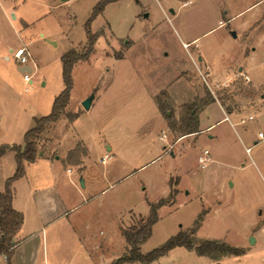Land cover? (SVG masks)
<instances>
[{"label":"rangeland","instance_id":"obj_1","mask_svg":"<svg viewBox=\"0 0 264 264\" xmlns=\"http://www.w3.org/2000/svg\"><path fill=\"white\" fill-rule=\"evenodd\" d=\"M96 2L26 0L16 8L18 16L22 13L30 21L42 12L45 16L25 29L18 19L7 18L1 11L0 56L5 52L9 60L0 59V66L10 72L12 85L6 90L0 87V144L21 143L24 131L34 124V117L49 113L54 97L63 88L60 56L71 48L82 50L85 22ZM219 20L224 24L219 25ZM90 29L98 36L87 59L73 65L66 115L55 127L41 133L36 143L38 151L48 146L47 153H58L72 136H80L89 150L86 164L90 165L88 180L93 184L91 191L88 185L82 188L73 166L76 164L64 159L56 161V169L63 175L57 186L63 203L72 206L80 191L87 197L91 195L92 200L87 208L75 212L76 217L73 213L68 219L60 216L55 220L53 227L60 231L47 240L49 264L78 261L83 252L75 250V239L82 236L101 242L91 253L97 264H113L128 252L122 231L137 227L148 214V202L168 197L171 188L177 189L174 201L159 207L158 219L151 235L139 245L140 252L160 247L182 231L192 236L195 245L205 239L224 241L241 248L243 253L211 258L177 246L149 263L120 264H264V139L258 138V132L264 134V82L253 85L237 66L226 83L214 81L211 75L224 76L234 65L239 50L244 48L247 52L251 46L257 47L254 62L264 65V0H117L106 4L91 20ZM192 37H198V44L213 63V72L199 58L195 49L198 45L187 43ZM9 46L12 52L7 51ZM21 46H26L31 55L28 83L23 81L13 56ZM122 53L124 57L117 58ZM184 69L192 93H196L194 99L208 91L225 110L243 113L239 118L231 117L233 127L225 121L208 131L221 133L216 140L203 132L170 148L180 133L168 128L158 107L143 95L167 88L176 91L177 101H188L185 83H170ZM108 84L110 92L102 97ZM181 85L183 88H179ZM96 89L102 90L101 96L91 109L84 111L81 101ZM159 95L165 111L177 119L182 104L171 103L165 92ZM67 114H77L71 129ZM221 116L218 106L210 105L201 112L200 119L207 125ZM62 132L63 140L59 139ZM163 137L169 143L164 148ZM104 142L114 147V155L102 164ZM77 144L85 147L77 142L67 154ZM170 149L174 156L168 153ZM204 149L209 151L210 160L201 167L197 158ZM9 158L0 160V187L9 165L12 170L8 176L15 169L14 158ZM67 167L73 170L69 177ZM132 169L136 170L114 182ZM39 181L37 178V184ZM18 191L23 189L19 187ZM40 238L37 235L24 247L27 259L32 250L39 249ZM42 260L38 253L32 262L42 264ZM0 264H6L2 257Z\"/></svg>","mask_w":264,"mask_h":264},{"label":"crops","instance_id":"obj_2","mask_svg":"<svg viewBox=\"0 0 264 264\" xmlns=\"http://www.w3.org/2000/svg\"><path fill=\"white\" fill-rule=\"evenodd\" d=\"M25 1L26 0H0V13L2 11V13H3V15H5V17L8 18L9 16H11L13 19H18L22 28H24V29L27 28V26H29L32 22H35V21L39 20L40 18H42L43 16H45V13L42 12L40 14V16H38V18H36L35 21L26 20L22 13L18 16L17 15L18 9H16V8H18L20 5H23L25 3ZM58 1H60V0H58ZM144 16H147V14H145ZM218 24L223 25L224 23L221 22V20H219ZM232 32H234V31H231V33ZM233 37H235V36H233ZM197 38L198 37H192L187 43H195V45H198V46H196L195 49L199 53V58H201L204 61V63L207 64L208 68L210 69V73H211V72H213V68H212L213 63H212L211 59L207 55H205V53L203 52L202 46L200 44H198ZM126 41L127 42L129 41L131 43L130 40H126ZM130 43L126 47H128L130 45ZM187 43L183 42L182 44L184 45ZM12 50H13V48L10 46L7 49L8 52H12ZM256 51H257L256 46L255 47L251 46L250 50L247 52L244 50V48L239 50V52L237 53V55L233 59L234 65L229 67V69L225 72L224 76L219 77L218 75H214L212 73L211 75H212L213 80L214 81H223L225 83L227 81H230L232 79V76H233V68H235L237 66V68H239L238 70H242L241 71L242 73H246L248 75V78L252 81L253 85L257 86V85L263 83L264 82V65L256 64L254 62L253 55L256 53ZM123 57H124V54L122 53V56L120 58H123ZM0 59L9 60V56L7 53L4 52L3 54H1ZM29 66H31L30 63H29ZM27 67L28 66H23V67L21 66L20 67L17 63V70L20 72H22V69H28ZM184 71H185V69L180 70L177 73V75L171 80L170 83L184 82L185 83L184 87H185V89H187V93H188L186 95L187 96L186 98L188 99V101H190V100L192 101L194 99V96H196V93H194V92L192 93L193 87L191 86L190 82L185 78L186 75L184 74ZM11 79L12 78H11L10 72H8L2 66H0V80H1L0 87L3 88L4 90H6L7 88H11V85H12ZM22 79H23V75H22ZM110 87H111L110 84H108L105 88H103L102 97L106 96L108 94V92H110V90H109ZM179 88H183V86L181 85ZM101 91L102 90L98 91V89H96V91L91 92L90 94H88L85 97V98H87L91 94L93 95L92 101L90 103V107L88 109L83 108L84 111H88L89 109H91L93 107L94 101L101 96V94H99V93H101ZM161 92H165L166 99L169 100L171 103H174L176 105H180V104L188 102V101H177L176 100V96H177L176 91L174 92V90H167V88L161 89L159 93H157V92L149 93L148 92L147 95L144 94L143 96L146 97L148 99V101H150V103L153 102L154 106L157 108L155 98ZM136 100L140 101V98L136 99ZM210 105H217L218 108L220 109L221 113H222V116L219 119H217L216 121L211 122L210 124L203 125L201 122V119H200L201 112L207 106H210ZM242 113L243 112L237 114L230 109L225 110L222 107V105H220L218 102L212 101V102L208 103L207 105H205L203 107V109L198 113V122H199L198 123V132L192 133V134H186V135L179 134L178 137L174 140L173 143L170 144L169 147L173 148L174 145L181 142L184 138L197 137L198 135L202 134L203 132L208 133V131L215 128V126H217L221 122H225V121L230 122L231 127H233L234 123L231 121V117L239 118V117H241ZM63 115H66V113L61 114L56 121L51 123L49 128L55 127L56 123L58 122L60 117ZM247 116H249V115H247ZM39 117H41V116H39ZM75 119L70 121L71 125L69 124L70 125L69 129H71V127L74 126V122H75L74 120ZM252 119H253V116H252ZM64 121L67 124V121L65 118H64ZM47 130H45V131H47ZM25 132L26 131H24V133ZM24 133H23V136H24ZM64 136L65 135L62 132V135L60 136L59 139L63 140ZM220 136H221V133H208L207 134V138L214 139V140L218 139V137H220ZM237 136H238V139L240 140V142L242 143V145L245 147V144H244L245 142H244L243 137L238 132H237ZM163 139H164L165 144L162 145V148L167 147V145H169L166 138L163 137ZM77 142L82 143L86 147L87 151L89 152L88 147H87L86 143L84 142V140L80 136H77V135L72 136L71 140L68 142V145L65 146L64 148H62L58 153H57V151H50V153H47V147L48 146H46L44 149L39 150L40 154L38 155L37 159L34 162L25 163L24 175L21 178H19L13 182L12 187L14 189H16V191H14V193H13L11 205L15 210L22 212L23 222L20 226V229L16 233L15 238H16V240H20V243L15 248V251L13 254L14 257L12 256V258H11L12 264H18V262H19V264H26L27 261H29V263L33 264L32 260H33L34 256H37L38 253H39V257L41 256V259H43L41 261L42 264H49V262L51 263L50 256L48 253V249H47V240L51 235L60 231L58 227H53L55 220L57 218H59L60 216H66L68 219L70 215H72L73 213L75 214V212L79 211L80 208H82V207L87 208L90 200H92L91 195H89V197H87L85 195L84 191H80L79 192L80 196L78 197L77 202L74 203L72 206L68 207L63 203L64 201H63V199H62V197L59 194V191L57 189V186L60 183H62V181H63L62 180L63 175L59 174V172L57 171L56 161L65 159L67 152L70 149H72L76 145ZM254 143H257V141L254 140ZM1 144H16V145H19L22 147L24 144V141L22 140L21 143H19V141H14V142L9 141L7 143H1ZM60 144H61V142L58 143V145H60ZM104 146L106 148V151H104V153L101 154L100 160H101L102 164H104L106 161L112 159L113 158L112 156L114 155V152H113L114 147L112 145L104 142ZM245 150H246V147H245ZM168 153H170L172 156H174V152L171 149L168 150ZM87 154H89V153H87ZM88 156L89 155L82 156L80 159V163L73 165V166H74V168L76 167V169L78 171L77 172L78 175L76 177H78L80 183H81V181L83 183V185H81V187L86 188V186L88 185L90 187V191H91V187L93 186V184H92L91 180H88V178H89L88 171L90 170V165L86 164V158ZM6 157H10L9 161H11V157L14 158V152L13 151H7L4 155L0 156V160L5 159ZM11 168H12L11 165H9L8 172H11V170H12ZM64 168H65V166H64ZM68 169H69V171H68ZM135 170L136 169L130 170L128 174L122 175L121 177H119L114 182L125 178L127 175L134 172ZM8 172H6V174L3 176V178H4L3 179L4 180L3 185H2L3 187H0V191H2L4 188L5 179L7 177H9L7 175V174H9ZM63 173H64V170H63ZM66 173H67L66 176L68 175V177H69L71 174H73V170L67 167ZM37 178L40 179L38 184L36 182ZM101 178H103V176H101ZM70 180L73 182L75 181V179H73V177H70ZM114 182H111V183L113 184ZM19 187H21L23 189V192L18 191ZM76 215L77 214H75V217H76ZM28 216L30 217L29 220H28ZM30 220H32L31 224H30ZM70 222L71 221L69 220L68 226L71 228L72 225ZM73 223H74V220H73ZM70 234H71V232H70ZM72 234L75 235V231ZM37 235H39L41 237L40 238L41 243L38 246L39 249L35 248L34 250H32L30 252V254L28 255L29 257L27 259V256H25L23 254L24 247H26V244L31 242L34 239V237H37ZM75 240L77 241V242H75V245L77 244V247L75 250H79V251L83 252L81 257H79L78 261L75 259H72L71 261L62 260L60 262V264H97V261L95 260V258L92 256L91 253L95 250V248L100 247L101 242H99V241L95 242V241L86 239L85 236L78 237Z\"/></svg>","mask_w":264,"mask_h":264},{"label":"trees","instance_id":"obj_3","mask_svg":"<svg viewBox=\"0 0 264 264\" xmlns=\"http://www.w3.org/2000/svg\"><path fill=\"white\" fill-rule=\"evenodd\" d=\"M113 1L117 0H97L89 18L85 22L86 41L82 46V50L78 51L71 48L60 56L63 88L58 95L54 97L49 113L41 117H34V125L24 133L23 146L21 147L16 144H0V156L4 155L7 151H13L15 160L14 172L5 179L4 188L0 191V254L5 256L6 264H12L11 257L15 248L20 243V240H16L15 238L16 233L23 222L22 212L15 210L11 205L14 193L12 184L24 175L25 163H31L37 159L39 151L37 150L36 143L39 135L47 130L51 123L56 121L61 114L65 113L64 110L68 103L73 83V65L79 60L87 59L89 54L93 51V46L98 36L96 32H92L90 29L91 20L103 11L106 4ZM160 94H164V92ZM155 99L159 111L164 115L168 128L173 131H178L181 135L198 132V113L205 105L214 101L213 97L206 91L204 96L196 97L191 102L183 103L180 106L179 117L175 119L172 117V113L165 111V104L160 98V95H157ZM67 117L72 121L77 117V114L70 116L67 114ZM81 154L84 156L87 155V149L77 144V146L67 154L64 160L67 163L79 164L80 158L74 159V156H79ZM176 193L177 189L171 188L168 197L160 198L156 202H148V214L140 221L138 226L127 228L122 231V235L128 245V252L115 260L113 264H120L126 261L149 263L177 246H182L188 250H194L198 255L209 256L211 258L217 255L238 256L243 253L241 248L229 245L224 241L205 239L195 245L192 236L182 231L170 236L160 247L153 248L145 253L140 252L139 245L151 235L152 226L158 219L157 210L162 205L172 203Z\"/></svg>","mask_w":264,"mask_h":264},{"label":"built area","instance_id":"obj_4","mask_svg":"<svg viewBox=\"0 0 264 264\" xmlns=\"http://www.w3.org/2000/svg\"><path fill=\"white\" fill-rule=\"evenodd\" d=\"M187 44H184V46H186ZM13 56L16 59L18 65L21 67L23 66H28V69H23L22 70V75H23V80L24 82L28 83L31 82V75L30 72L32 71L31 66H29V58H30V53L27 49L26 46H21L18 47L14 52H13ZM28 87L25 88V90ZM248 119H252V116L250 115L248 117ZM258 138L263 140L264 139V134L262 132H258ZM248 150V148H246V151ZM210 160V153L207 149H204L202 151V153L198 156L197 161L200 164L201 167H204L206 165V163ZM69 171V169H68ZM4 258L5 256L0 254V258Z\"/></svg>","mask_w":264,"mask_h":264},{"label":"water","instance_id":"obj_5","mask_svg":"<svg viewBox=\"0 0 264 264\" xmlns=\"http://www.w3.org/2000/svg\"><path fill=\"white\" fill-rule=\"evenodd\" d=\"M60 1H68V0H60ZM233 36H235V32H232L231 33ZM23 70V69H22ZM92 98H93V95L91 94L90 96H88L87 98H85L82 102H81V104H82V106H83V108L84 109H88L89 107H90V103H91V101H92ZM39 154H40V152H39ZM81 185H83V183H82V181H81ZM253 241V238H250V242H252ZM106 264H108V263H106Z\"/></svg>","mask_w":264,"mask_h":264}]
</instances>
